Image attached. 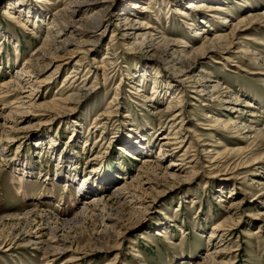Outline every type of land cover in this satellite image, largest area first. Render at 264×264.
<instances>
[{
    "label": "rangeland",
    "instance_id": "374dc122",
    "mask_svg": "<svg viewBox=\"0 0 264 264\" xmlns=\"http://www.w3.org/2000/svg\"><path fill=\"white\" fill-rule=\"evenodd\" d=\"M6 83L0 264H264V0H0Z\"/></svg>",
    "mask_w": 264,
    "mask_h": 264
},
{
    "label": "bare ground",
    "instance_id": "6f19581e",
    "mask_svg": "<svg viewBox=\"0 0 264 264\" xmlns=\"http://www.w3.org/2000/svg\"><path fill=\"white\" fill-rule=\"evenodd\" d=\"M143 10L145 11V10H148L147 9V7H146V5H145V7H143ZM63 16L61 17L65 22H66V19H65V15H64V13L62 14ZM243 22V21H242ZM241 22V23H242ZM246 23V22H245ZM241 25V24H240ZM243 25V24H242ZM232 36V35H231ZM220 38V37H219ZM221 38H225V39H227V37H225V36H221ZM220 38V39H221ZM160 42H162V43H164V44H168L170 41L169 40H166V38L165 37H163V38H160ZM209 48H211V47H209ZM198 50V49H197ZM206 50H208V46L206 47V46H204L203 48H202V51H206ZM196 52H199V51H196ZM200 53V52H199ZM61 57V56H60ZM32 67V66H31ZM30 68V66H27L26 68H25V70H23V75L22 76H24V74L25 75H29L28 77H26L27 78V82L30 84V83H34V81L32 80V78H31V76H30V73H33L34 74V78L36 77V73L33 71V69L32 70H30L29 69ZM27 73V74H26ZM25 80V79H24ZM26 81V80H25ZM22 83V81L20 80L19 82H17V84H19L20 86L22 85L21 84ZM32 85V84H31ZM12 86H14V85H12V83H6L5 85H3V87H2V91L0 92L2 95L3 94H8L11 90L10 89H12V88H14V87H12ZM17 87V86H16ZM155 88V87H154ZM157 90V87H156V89H155V91ZM177 103V102H176ZM180 103V102H179ZM22 104H24V103H22ZM163 110L160 108V111L158 112L159 113V115H160V113L162 112ZM176 117V116H175ZM13 118V117H12ZM215 122H216V120H215ZM174 137L175 136H173V137H169L168 139H171V138H173L174 139ZM176 138V137H175ZM176 140V139H175ZM137 148H140L141 149V147H137ZM240 154H242V152H239V155ZM0 156L1 157H3V156H5V148H0ZM214 161V160H213ZM27 169V167L26 168H24V167H20V170L22 171V173H20V174H17L16 176H15V183L18 185V188H17V193L18 194H21V195H23L25 198L27 197L25 194H26V176L24 175V172L25 171H27L26 170ZM31 172V171H30ZM167 174H169L171 177H177L178 175L177 174H173V173H171V172H169V173H167ZM128 186V185H127ZM117 187V189H116V192L117 193H115L114 194V196L115 197H117V199H118V202L120 203L119 205L121 206V205H123V204H125L126 202H130V201H128L127 200V198H128V196H127V189H128V187ZM127 190V191H126ZM22 196V197H23ZM222 200V199H221ZM103 202V200H101V199H98L97 197H94V198H92V200H91V202H86L84 205H83V207H81V210L79 211V212H77V213H75L71 218H69L68 219V221L67 222H65V224L64 225H70L71 223H73V224H76V223H80V221L83 219V217H85V215L87 214V209L90 207V206H97V205H99V204H101ZM97 208V207H96ZM37 214H39L38 212H36V211H31V212H26V213H24V214H19V215H11V216H8V218H10V219H20V218H22V219H24V221L26 222V223H28L29 221H34V216H36ZM86 218V217H85ZM103 218H107V219H111L110 217H109V215H106V216H104L103 215ZM5 217H0V223H4V221H5ZM112 220V219H111ZM82 223V222H81ZM114 223V222H113ZM50 224V226H49V228H48V231H49V233H50V238L49 239H46V237L44 236L45 234L43 233V231H42V229H37V230H34V231H31V230H27V231H24V233H22V234H18L17 236L18 237H20L25 243H27V244H30V243H33V244H36L38 247H39V249H41V251H42V253H43V256H44V258L47 260L46 261V264H71L74 260H76V259H79L80 258V256H79V254H80V252H75V253H77L76 255L73 253V255L71 256V258L70 259H68V260H65L64 262H62V263H58L57 261L59 260V258L64 254V253H66L70 248H69V246H68V240H70V238H67L66 236V238H63V240H60V239H58L57 238V236H56V232L58 231V229H59V226L57 225V224H55V223H49ZM19 233H21V232H19ZM218 233V232H217ZM112 233H111V230L110 229H107V228H105V233H104V235L105 236H110ZM216 234V233H215ZM222 236V235H221ZM221 238V237H220ZM220 249L221 248H217L216 249V251L213 253V255H211V256H208L207 257V261H205L206 262V264H217L216 263V260H215V256H218V255H220L221 253H223V252H225L226 250H225V248H222V250H224V251H220ZM69 257V256H68ZM212 257V258H211ZM214 257V258H213ZM212 260V261H211Z\"/></svg>",
    "mask_w": 264,
    "mask_h": 264
}]
</instances>
